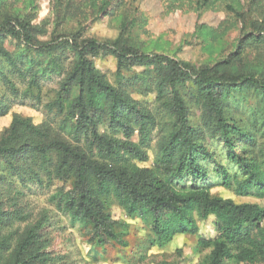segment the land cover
Returning a JSON list of instances; mask_svg holds the SVG:
<instances>
[{
	"label": "trees",
	"instance_id": "trees-1",
	"mask_svg": "<svg viewBox=\"0 0 264 264\" xmlns=\"http://www.w3.org/2000/svg\"><path fill=\"white\" fill-rule=\"evenodd\" d=\"M4 2L0 84L15 99L40 105L46 118L35 125L13 115L0 135V161L11 178L0 175V264L60 261L46 251L45 217L18 232L15 223L27 216L5 209L30 184L53 181L61 186L49 202L93 247L128 245L129 224L112 216L115 205L147 227L152 246L163 248L176 235L196 237L192 255L177 249L178 261L159 264H183L192 256L201 264H264V59L247 61L244 48L196 66L142 52L121 37L96 41L81 27L41 41L44 24ZM90 4L86 16L98 18L114 15L123 0ZM251 31L245 44L264 46V11ZM104 56L115 60V84L95 69L94 59ZM52 76L57 86L43 102L42 83ZM133 93L153 94L157 111ZM246 93L255 102L247 110L236 99ZM7 103L0 96V116L8 113ZM157 112L170 118V128L158 135L151 165L141 166L149 162ZM210 173L235 196L259 203L214 195Z\"/></svg>",
	"mask_w": 264,
	"mask_h": 264
},
{
	"label": "rangeland",
	"instance_id": "rangeland-1",
	"mask_svg": "<svg viewBox=\"0 0 264 264\" xmlns=\"http://www.w3.org/2000/svg\"><path fill=\"white\" fill-rule=\"evenodd\" d=\"M4 1V0H3ZM5 0L9 11H19L34 24H44L46 35L40 36L46 41L51 33L55 35L83 28L85 37L96 41L121 40L133 45L145 53H159L196 66L213 64L227 57L236 50L242 51L247 61L252 63L264 59V46L251 44L247 46L246 37L252 33V23L260 18L264 11V0H123V6L114 15H100L98 18L87 17L91 9V0ZM68 14L70 15L68 18ZM126 24L122 26V22ZM237 44L239 49H236ZM96 71L105 77L110 84H115V60L110 56L94 59ZM58 78L52 76L42 83L43 102L47 101L49 90L55 89ZM20 84L19 90H22ZM0 96L8 103L10 109L0 116V135L8 128L12 116L29 118L35 125L42 123L46 116L41 106L35 107L30 99L22 101L4 85L0 84ZM153 112L157 111L154 95L141 97L132 95ZM242 109L255 105L249 93L237 97ZM158 128L153 133L148 150L149 166L156 155L155 141L158 135L168 132L170 118L158 113ZM0 175L11 180L0 161ZM218 178L210 173L208 183L213 184L211 192L222 198H230L236 203H259L254 198H241L218 184ZM30 191L15 201H7L5 209L16 211L18 215L27 216L25 222H17L13 229L21 232L28 225L45 217L47 226L42 237L46 240V251L59 257L57 264H159L178 261L176 250L181 256L193 254L196 237L176 235L172 241L158 248L149 244L150 233L141 222L129 220L117 206H112L111 213L115 219H122L129 224L126 247L107 246L93 247L87 243V234L77 225L72 226L68 218L58 213L49 202V197L61 183L53 181L52 185L30 184ZM16 203V205H13ZM183 264H201L198 257L192 256Z\"/></svg>",
	"mask_w": 264,
	"mask_h": 264
}]
</instances>
